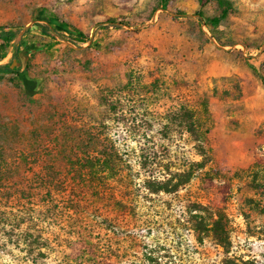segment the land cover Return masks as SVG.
<instances>
[{
    "label": "rangeland",
    "instance_id": "374dc122",
    "mask_svg": "<svg viewBox=\"0 0 264 264\" xmlns=\"http://www.w3.org/2000/svg\"><path fill=\"white\" fill-rule=\"evenodd\" d=\"M230 2L0 0V264H264V0Z\"/></svg>",
    "mask_w": 264,
    "mask_h": 264
},
{
    "label": "trees",
    "instance_id": "16d2710c",
    "mask_svg": "<svg viewBox=\"0 0 264 264\" xmlns=\"http://www.w3.org/2000/svg\"><path fill=\"white\" fill-rule=\"evenodd\" d=\"M169 0H160L161 5H166V3ZM210 0H199V3L201 6H204L207 2ZM218 4L220 5V15L209 17L206 20H204L206 25L213 27L215 26L221 18H224L231 7L230 0H217ZM179 16H183L184 13H179ZM197 15L200 17V20L203 18V14L201 11L197 13ZM97 25L103 26V27H119L121 25H129V21H127V18L124 16H102L99 15L97 17ZM52 28V27H51ZM16 37V33L13 31H4L0 30V40H3L2 43H0L1 51H0V60L3 59L5 54V49L7 44L12 41ZM74 40L75 41H83L85 39L83 33L80 30H75L74 33ZM19 42V40H17ZM17 56V54H16ZM0 69H4L6 71L14 72L13 67H10L9 63L0 65ZM187 116H189V111H186ZM188 124H191L190 121H188ZM104 163L106 165H109V163L112 161L110 157L104 158ZM48 179L54 180L55 177L52 175L47 176ZM192 177V171L191 169H187L182 172L173 173L168 178L164 180H149L147 181L146 187L151 190L152 192H166L171 193L176 191L181 186L185 185L190 181ZM209 218H212L211 216ZM210 222L206 223L204 221L205 218L200 217L198 214L194 215L193 224H194V230L196 232V237L199 241L203 240L206 231H209L213 238L216 240V242L222 246L225 250H228L230 246V241L228 239L223 219L221 216L217 217L216 219H208Z\"/></svg>",
    "mask_w": 264,
    "mask_h": 264
}]
</instances>
